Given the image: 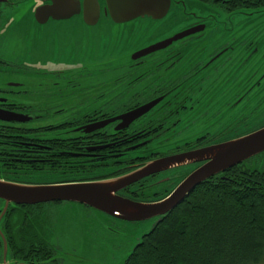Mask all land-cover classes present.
I'll list each match as a JSON object with an SVG mask.
<instances>
[{
  "label": "flooded vegetation",
  "instance_id": "flooded-vegetation-1",
  "mask_svg": "<svg viewBox=\"0 0 264 264\" xmlns=\"http://www.w3.org/2000/svg\"><path fill=\"white\" fill-rule=\"evenodd\" d=\"M254 3L258 6L246 10L264 11V0ZM213 6L216 15L223 17L242 10L229 11L226 3ZM14 10V0L1 3L0 24L9 22ZM217 36L219 40L213 42L181 41L164 50L162 57L154 54L132 61L97 80L91 72L55 70L51 72L55 83L35 90L15 79L45 69L18 64L14 56L0 58L1 180L29 185L103 181L130 173L145 162L220 145L263 129L264 17L241 19L234 25L226 21V29ZM183 53H191V58L182 61ZM148 104L153 105L123 128L119 118ZM16 115L24 121L15 120ZM106 121L110 123L88 132L90 126ZM205 163L152 174L116 194L137 202L160 200ZM233 171L264 176V152L209 180H225L224 175ZM66 203L79 206L86 217L93 212L70 202L23 206ZM42 213L22 224L21 238L38 241L23 259L13 254L15 217L7 214L0 232L7 260L0 235V264L62 263L53 241L51 212L44 208Z\"/></svg>",
  "mask_w": 264,
  "mask_h": 264
},
{
  "label": "water",
  "instance_id": "water-1",
  "mask_svg": "<svg viewBox=\"0 0 264 264\" xmlns=\"http://www.w3.org/2000/svg\"><path fill=\"white\" fill-rule=\"evenodd\" d=\"M5 2L6 0H0V4ZM14 9L9 14L10 21L0 24V58L14 56L18 64L45 69L41 70L42 74L29 73L15 79V81L26 83L33 90L42 86H52L55 79L51 72L55 70L67 74L91 72L93 80L101 79L104 72L115 70L124 64L147 56L164 53V50L184 40L217 41L219 40L217 35L226 29V21L234 25L241 19L264 17V11L261 9L255 12L239 10L227 17L217 16L218 12L213 5L198 0H14ZM171 9L182 15L183 20L189 21L187 26L161 42L133 52L129 51L123 56L111 55L114 48H120L122 41L119 39L112 40L111 36L105 35L102 38L106 41L105 44L98 47L94 42L95 36L89 35V30L98 28L102 20L110 25L128 29L126 32H132L134 30H131L130 23L143 19L162 20ZM75 17L79 19V24H72L70 28L57 29L55 33H47L40 37L35 30L41 29L51 21L67 24ZM80 28H87L86 33ZM95 47H97L96 51ZM190 55L191 53L181 54L182 61L190 59ZM151 105L153 104L133 110L119 118L122 120L123 128L149 110ZM20 118L22 117L19 115L15 116V120H22ZM110 121L90 126L88 132L106 126ZM263 152L264 128L227 143L145 162L130 173L103 181L29 185L0 179V200L4 202L0 212V222L11 204L35 206L54 202L86 205L108 218L125 223L152 220V227L134 246L126 262L141 244L143 237L149 235L197 186ZM196 162L206 163L186 176L170 194L160 200L137 202L116 194L152 174ZM1 237L5 262L7 245L4 237L2 235ZM78 262L85 264L87 260L84 258Z\"/></svg>",
  "mask_w": 264,
  "mask_h": 264
},
{
  "label": "trees",
  "instance_id": "trees-1",
  "mask_svg": "<svg viewBox=\"0 0 264 264\" xmlns=\"http://www.w3.org/2000/svg\"><path fill=\"white\" fill-rule=\"evenodd\" d=\"M198 1L215 6L226 3L229 11L258 6L253 0ZM224 177L197 186L143 237L125 264H264V176L233 171ZM43 209L8 207L0 231L6 216L15 217L11 247L15 257L22 258L38 242L29 236L21 238L25 235L22 224L28 218L33 222Z\"/></svg>",
  "mask_w": 264,
  "mask_h": 264
},
{
  "label": "rangeland",
  "instance_id": "rangeland-1",
  "mask_svg": "<svg viewBox=\"0 0 264 264\" xmlns=\"http://www.w3.org/2000/svg\"><path fill=\"white\" fill-rule=\"evenodd\" d=\"M78 21L77 17L67 24L51 21L41 29L35 30L42 37L47 33H55L57 29L70 28L72 24H79ZM187 22L183 20L182 15L171 9L162 20L143 19L130 23L131 30H134L132 32H126L128 29L110 25L102 20L98 28L89 30V35L95 36L94 42L98 47L105 44L106 41L102 40L105 35L111 36L112 40L119 39L122 41L120 48H114L111 55L123 56L129 51L133 52L173 36L182 30V27L187 26ZM80 30L86 33L87 28ZM163 54L159 53L156 56ZM157 145L159 144L156 143L154 146ZM42 208L51 212L54 222L52 236L61 264H79L78 261L84 258L88 259L85 264H123L141 237L152 227V220L125 223L96 211L86 217L79 206L68 203L55 207L45 205Z\"/></svg>",
  "mask_w": 264,
  "mask_h": 264
}]
</instances>
